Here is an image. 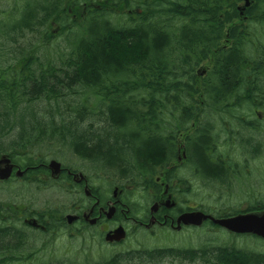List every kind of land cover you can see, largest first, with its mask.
Wrapping results in <instances>:
<instances>
[{"label": "trees", "instance_id": "1", "mask_svg": "<svg viewBox=\"0 0 264 264\" xmlns=\"http://www.w3.org/2000/svg\"><path fill=\"white\" fill-rule=\"evenodd\" d=\"M118 1L130 12L125 24L108 21L111 14L116 17L109 9L93 11L88 21L93 27L75 32L73 49L63 60L60 56L59 65L41 59L37 51L25 55L13 47L23 28L32 32L51 21L67 24L73 11L69 14L65 4L78 7L82 0H21L20 13L0 21V158L37 165L35 174L43 168L38 167L41 159L34 160V147L55 142L91 162L93 171L132 185L124 189L127 199L141 194L151 202L149 192L162 190L155 179L176 160L178 137L193 125L184 138L183 165L168 170L166 179L191 187L182 174L189 169L201 183L235 181L241 163L230 162L235 145L249 143L251 150L244 152L256 155L260 144L254 135H264V39L255 33L264 30V0L251 5L246 24L237 10L243 0L114 4ZM225 38L229 45H221ZM211 56V67L200 75L198 67ZM198 207L221 218L264 210V199L243 212ZM38 216L47 232L65 225L53 211ZM11 246L7 235H0V250ZM177 251L194 256L192 247L169 252ZM139 256L149 260L162 254ZM0 258V264H12L16 255ZM129 259L112 255L103 264ZM230 260L215 264H237Z\"/></svg>", "mask_w": 264, "mask_h": 264}, {"label": "rangeland", "instance_id": "2", "mask_svg": "<svg viewBox=\"0 0 264 264\" xmlns=\"http://www.w3.org/2000/svg\"><path fill=\"white\" fill-rule=\"evenodd\" d=\"M116 1L82 0L81 6L78 7L69 6L66 3L65 7L69 14H71V10L73 11V15H70L71 20L67 21V24L60 25L59 22L51 21L44 29L38 27L32 32L23 28L22 36L18 39V45H15L12 51L22 52L25 55L31 51L35 53L37 51L38 54L36 53V55L41 59L59 65L61 63L60 56L63 60L67 57L66 54L73 49L75 32L79 28L83 31L84 28L89 30L93 27L88 23L91 20L89 16L93 11L99 12L102 8L109 9V12L116 14V17L111 14V16H108V21L125 24L130 12L127 8H124L123 1L114 4ZM131 2L133 3V1ZM20 7L21 0H1L0 21H9L15 17L19 12L17 10H21ZM255 33L260 34L264 39V30L260 29ZM47 34L48 36L53 35V38L48 40L44 37ZM230 43L226 38L221 41V45H229ZM4 55L7 57L6 54ZM213 60L214 58L211 56L202 61L197 71L208 70ZM199 86L200 83L196 87ZM197 100H199V96ZM192 126L188 132L183 134L184 137L192 132ZM254 138L260 144V152L256 155L250 156L248 151L244 152L245 148L250 147L249 143L241 146L236 144L233 149L230 159L231 164L241 161L240 165L236 167L238 175L235 181L230 177L231 182L229 180L224 183L217 181L201 183L199 177L192 176L189 169H186L182 174L189 179L192 186L186 188L185 183H179V185L173 187L176 189L173 198L167 191L174 185V182L168 181L166 171H162L155 179L162 189L159 195H153L152 192H149V196L152 197L151 202L148 196L131 195L128 196L129 203L131 201L135 205L134 209L136 211L142 210L144 213V208L147 207L148 211L152 210L156 201L160 205L169 204L170 206L186 201L187 206L196 207V209H199L198 206L209 208L212 211L225 209L222 210L224 213L231 210L243 212L248 209L249 205H254V203L259 205L264 199V135L261 134L259 138L254 135ZM178 141L183 142V137L179 136ZM34 148L38 151L34 160L41 159L38 167H47L49 161H55L67 170L71 178L62 180L57 177L55 179L43 171H38L35 174H30L24 180L14 177L6 181H0V225L14 221L17 227L26 226L24 231V245L26 247L24 246L23 252L25 249L26 252L28 249H32L31 253L35 252L31 255L33 257L30 258V264H48L50 259H53L56 264H103L112 255L123 251L129 245H174L180 248L196 247L197 245H264V242L248 236H238L236 238L231 236L232 234L208 224L199 228L183 227L181 230L172 233L171 230L173 229L171 227L175 228L176 225L174 221L167 223V231H156L155 227L163 223V219H156L157 225L155 227L149 225L146 231L136 228L133 231L134 234L129 230L126 240L123 239L124 241L120 244L122 246L110 247L105 243L102 227L90 225L86 227L81 222L68 225L65 216L75 214V211L80 210L81 205H86L82 198L83 190L92 192L98 197L106 198V202L110 204L113 200V191L118 197L119 194L124 193V189L132 190L134 187L132 185L125 187L126 183L118 182L116 176L113 174L108 175L109 172L106 173L107 175H103L101 172L93 171L90 165L91 162L78 159L72 153V150L58 146L55 142L50 145L44 144L41 148ZM250 150L251 148H249ZM2 156L5 157V155ZM85 179L88 182L85 181V188L79 189L73 185L74 181ZM112 184L113 186H111ZM93 202L94 200L90 204ZM16 207H20L17 216ZM49 211H53L54 215H61L65 225L60 229L47 232L38 215L42 216L43 213ZM25 216H29L26 223L24 222ZM33 219H36V221L32 222ZM36 223H38L39 228H43L47 233L27 227V224L35 227L37 226ZM108 226L113 228V226ZM8 235L10 236V233ZM11 242V240H8V243ZM171 259L168 258L166 261L171 262ZM16 260L19 261L17 258ZM119 264H126V261H121Z\"/></svg>", "mask_w": 264, "mask_h": 264}, {"label": "flooded vegetation", "instance_id": "3", "mask_svg": "<svg viewBox=\"0 0 264 264\" xmlns=\"http://www.w3.org/2000/svg\"><path fill=\"white\" fill-rule=\"evenodd\" d=\"M256 0H248V3L245 6V0H243L244 5L242 7H238V10L241 9L240 17L242 18L241 21L243 23L248 22L247 14L250 11V7L254 5ZM252 5V6H251ZM244 8V10H243ZM181 136V135H180ZM186 136V135H185ZM183 137V142H180L177 140V145H176V151H177V157L175 161L170 162V165L166 168H164L166 173L168 170H174L175 172L177 169L183 165V160L185 159V147H184V135ZM7 159V158H6ZM10 165H11V174L9 179L11 178H19L21 180H24L27 178L30 174L32 175V171L35 167H24V166H18L14 164L11 160H9ZM48 162L47 167H43V172L45 174H48L49 176H52L53 178H59L62 180H67L70 177V174L67 172L66 169H63L61 166L56 174H54L49 168V163ZM39 164V163H38ZM1 166H8V165H0ZM39 166V165H38ZM20 170V176L17 177L16 173ZM31 171V172H30ZM63 175V176H62ZM71 178V177H70ZM7 179V180H9ZM85 181L87 180H78L74 181L73 185L79 189H82L83 187L85 188ZM88 183V182H87ZM179 182L174 181V185L168 189L167 193L173 194L175 193V190L173 187H176ZM115 191H113V200L109 204V202L101 201L100 198L103 200L104 198L98 197V195L93 194L92 192H88L87 190H83V195L82 198L85 201V206L81 205L80 210L75 211V215L77 219L70 225H74L76 223H82L83 226H97V227H102V233L105 235L108 232H111L118 227H122L123 230L125 231V238L126 240L129 230L131 233H133L134 229H142V230H147L149 225H154L152 227H155L157 225L156 219H163V223L160 226L155 227L156 231L161 230L165 231L167 227L168 222H174L175 221V228L171 227L174 231H179L183 227H192V226H183L177 224V219L182 215V214H187V213H193V212H201L205 215H210L213 217L211 213H206L196 207L192 206H187V204L179 203V204H173V206H170L169 204H163L160 205L157 203V201L154 203V208L149 211H145V213L142 210L136 211L134 209V204L129 203L127 196L125 193L119 194L118 197H116ZM174 198V196H173ZM94 200L92 204L91 201ZM186 202V201H185ZM178 205H180L181 208H178ZM129 207L131 208L132 211H130ZM20 208V207H19ZM19 208L16 207V211L14 208V211L16 212V216L19 214ZM173 211L174 209H176ZM22 209V208H21ZM110 211V212H109ZM18 213V214H17ZM23 215V214H22ZM27 215V214H26ZM109 216V218H108ZM24 217V215H23ZM29 218V216H25L24 222L26 223V220ZM165 218V219H164ZM23 219V218H22ZM33 221H36V219H33ZM40 224V222L38 221ZM38 223H36L37 226H29L27 224V227L37 230V231H42L46 232L43 228H39ZM211 225L210 221H205L201 226L204 225ZM104 225V227H103ZM113 226V228L109 227ZM200 226V227H201ZM25 225L23 227H9L7 224L0 225V235H7V240H11V246L10 248H7L5 251L0 250V254L8 256L9 252L16 255V258L19 259V261L15 260L12 262V264H30V258L33 253H31V250L28 249L26 252V249L23 252L24 249V240H25ZM195 228V227H193ZM168 230V229H167ZM166 230V231H167ZM11 232V235H8V232ZM47 233V232H46ZM228 233V232H227ZM134 234V233H133ZM231 234V233H229ZM231 236L238 237V236H244V235H235L232 234ZM249 236V235H246ZM251 238L264 242V239H261L259 237H256L254 235L250 236ZM124 240L121 242H112V243H106L110 247H119L122 246L120 245ZM9 245V244H8ZM164 246V247H163ZM174 246V245H173ZM165 246V245H129L126 249H124L121 252L115 253L114 255L118 256V258H126L129 256V260H123L126 261V264H215V260L218 261V259H224L226 261H230L233 263H241V264H264V245H197L191 246L194 249V256L193 257H184L180 253L181 251L177 252H172L170 253L169 251H174V250H179V249H184L186 247L180 248L179 246ZM26 247V246H25ZM16 250V252H15ZM151 250V251H147ZM152 252L153 255H156L157 253H161L162 257L158 258H152L149 260H144L142 257L139 255L142 254H149ZM121 254V255H120ZM121 256V257H119ZM168 258H172L171 262L166 261ZM238 258H241L239 261H237ZM4 258H0V263L3 261ZM155 263H154V261ZM234 260V261H233ZM19 262V263H17ZM119 261H117L118 263ZM8 264V262L6 261ZM48 264H56V262L53 259H50ZM69 264V263H68Z\"/></svg>", "mask_w": 264, "mask_h": 264}, {"label": "water", "instance_id": "4", "mask_svg": "<svg viewBox=\"0 0 264 264\" xmlns=\"http://www.w3.org/2000/svg\"><path fill=\"white\" fill-rule=\"evenodd\" d=\"M247 2L248 0H246V4ZM0 164L8 165L5 168H0V179L6 180L10 177L12 167L7 159L0 160ZM49 168H51L52 172L56 174L60 168V164L55 161H51L49 163ZM16 176L17 177L20 176L19 170L16 173ZM76 219L77 217L75 215L65 216V220L68 225L72 224ZM205 221H210L213 225L223 228L234 234H238V235L250 234L264 239V212H262L259 215L245 214V215H237L234 217L220 218V219H215L211 216L204 215L202 213H187V214H182L177 219V224L178 226L181 224L183 226L198 227ZM124 238H125V231L123 230L122 227H118L117 229L105 234L104 240L105 242L108 243H112V242L118 243Z\"/></svg>", "mask_w": 264, "mask_h": 264}]
</instances>
